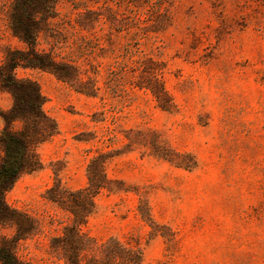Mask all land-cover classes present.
Here are the masks:
<instances>
[{"label":"rangeland","instance_id":"obj_1","mask_svg":"<svg viewBox=\"0 0 264 264\" xmlns=\"http://www.w3.org/2000/svg\"><path fill=\"white\" fill-rule=\"evenodd\" d=\"M11 2L0 0V66L28 49ZM56 11L37 49L79 79L14 71L38 83L57 132L7 207L0 197V246L25 264H65L51 240L71 221L45 193L86 187L102 155L110 183L82 227L98 244L139 246L143 264H264V0H60ZM14 104L0 90V114ZM4 127L0 115V163Z\"/></svg>","mask_w":264,"mask_h":264},{"label":"trees","instance_id":"obj_2","mask_svg":"<svg viewBox=\"0 0 264 264\" xmlns=\"http://www.w3.org/2000/svg\"><path fill=\"white\" fill-rule=\"evenodd\" d=\"M60 0H12L8 11V23L12 34L28 47L27 51L8 49L4 64L0 66V90L12 94L15 104L11 111L2 115L5 127L1 132L4 157L0 163V197L7 207L4 196L18 177L40 167L36 148L57 132V126L43 110L45 102L39 85L31 79H17L14 71L20 67L40 69L54 74L64 82L79 79V68L70 62H59L52 52L37 49L39 35L49 26V20L57 15ZM161 8V5H159ZM157 14L153 13V16ZM75 72L77 74H75ZM74 75H76L74 77ZM159 84L155 77L153 80ZM159 103L167 92L160 84V92L148 84ZM91 95L90 92H85ZM163 107V106H162ZM19 121L21 131H13L8 124ZM52 125H46L51 122ZM7 125V126H6ZM88 185L76 191L55 183L45 193V198L56 204L69 215L71 223L62 235L52 238L51 247L65 264H143V250L139 246L123 243L116 238L98 244L82 232L88 218L96 208V198L108 187L110 181L105 171L102 155L93 159L88 166ZM2 264H25L7 246H0Z\"/></svg>","mask_w":264,"mask_h":264}]
</instances>
